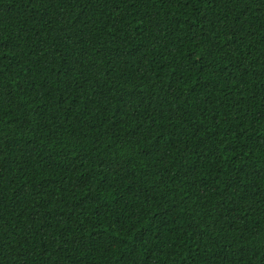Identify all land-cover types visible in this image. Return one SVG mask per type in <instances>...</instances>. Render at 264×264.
Segmentation results:
<instances>
[{
	"label": "trees",
	"instance_id": "obj_1",
	"mask_svg": "<svg viewBox=\"0 0 264 264\" xmlns=\"http://www.w3.org/2000/svg\"><path fill=\"white\" fill-rule=\"evenodd\" d=\"M0 264H264V0H0Z\"/></svg>",
	"mask_w": 264,
	"mask_h": 264
}]
</instances>
